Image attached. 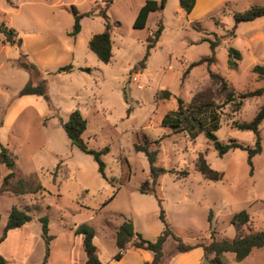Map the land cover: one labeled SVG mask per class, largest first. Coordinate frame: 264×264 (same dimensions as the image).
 I'll return each mask as SVG.
<instances>
[{
    "label": "rangeland",
    "instance_id": "rangeland-1",
    "mask_svg": "<svg viewBox=\"0 0 264 264\" xmlns=\"http://www.w3.org/2000/svg\"><path fill=\"white\" fill-rule=\"evenodd\" d=\"M145 1L115 0L108 8L113 24V56L110 63L104 64L87 49L85 41L86 36L104 29L97 13L103 7L102 0H0V22L22 34L32 29L34 22L53 31L68 45L74 41L65 34L74 22L70 7L79 13H92L79 20L76 48L90 72L76 74L64 83L55 76L45 77L48 111H35L32 107L8 111L17 99L15 89L28 73L17 69L14 62L3 61L0 68V141H7L5 147L14 162L15 178L26 181L31 190L41 186L38 191L21 196L0 195V236L3 218L11 207L25 210L32 218L28 230L12 232L0 243V254L8 263L68 264L69 258L71 264H84L82 244L74 234L80 224H87L96 232L102 256L115 251L107 229L111 232L112 225L124 218L134 222L141 237L152 236L156 230L161 233L163 224L156 198L138 192L149 179L145 154L133 148L142 133L152 140L159 139L156 164L171 171L158 178L155 191L162 200L167 223L173 224L176 232H183L185 227L178 211L180 206L196 227H207L205 216L211 214L216 228L215 234L212 229L211 238L216 240L264 231V120L259 126L261 152L251 158V166L244 150L233 149L218 156L211 142L198 132V125L185 121L186 110L180 116L182 122H176L179 126L173 125L174 118L170 116L162 124V119L176 109L177 99L186 105L196 93L209 88L219 115V126L214 130L217 139L254 146V134L234 128L232 122L251 121L264 95L244 99L237 112L235 105L226 104L225 96L231 91L240 94L264 86L253 72L254 66L264 65V37L252 38L264 33V17L238 24L233 19V12L262 6L264 0H226L193 21L180 10L178 0H166L162 11L149 14L143 29H134L136 10ZM158 20L163 27L159 41L145 68L132 72L144 55L146 37ZM210 42H217L214 61L192 67L184 74L191 63L212 56ZM229 49L238 51L240 58H229ZM231 60L236 67H230ZM210 73L226 80L228 90H223L221 83L211 85ZM66 84L78 88L77 101L62 95L60 89ZM164 92L168 95L164 96ZM7 95L10 97L6 100ZM77 102L79 106L74 105L72 110L78 109L86 120L81 136L86 145L96 151L108 148L101 157L104 176L92 156L70 144L61 127L60 120L66 121L72 112L68 106ZM200 153L211 169L222 174L220 180H207L196 170ZM9 172L0 165V185ZM241 210L250 215L251 221L235 226L230 220ZM43 216L48 219V234L52 236L47 246L39 221ZM240 226L245 231L237 233L236 227ZM169 227L172 230L170 224ZM145 240L152 241L151 237ZM228 257L232 259L233 255ZM245 263L264 264V250H254Z\"/></svg>",
    "mask_w": 264,
    "mask_h": 264
},
{
    "label": "trees",
    "instance_id": "trees-1",
    "mask_svg": "<svg viewBox=\"0 0 264 264\" xmlns=\"http://www.w3.org/2000/svg\"><path fill=\"white\" fill-rule=\"evenodd\" d=\"M115 0H102L103 7L99 8L97 12L104 22V29L101 33L93 34L89 40L87 47L95 54L96 58L104 63L108 64L112 59V43H111V33L113 31V24L110 22L107 15V10L110 5ZM195 0H178L179 8L186 14H188L194 6ZM166 4V0H146L144 4L139 8L135 19L133 21L134 29H143L145 27L147 18L150 13L155 11L163 10ZM70 11L73 15V25L71 31L68 33L69 36L75 37L80 31L79 20L83 16H91L92 13H79L73 6L70 7ZM264 17V5L262 6H251L243 12H233V19L236 24L241 22H251L257 18ZM116 27L119 23L114 24ZM163 27L161 22L158 20L154 30L146 37L145 52L140 61H138L131 69L132 72H137L145 68L146 61L150 55V52L156 46L159 41L160 35L162 33ZM0 35L2 36V43L9 44L12 46L20 47L21 38L18 33L11 27L7 26L4 22L0 23ZM217 42H210V48L212 56L204 57L196 62H193L185 69L184 74H187L190 68L201 65L203 63L210 64L214 61L213 54ZM229 58L238 60L240 58L239 52L233 49H229ZM14 65L21 70L26 71L30 76H38L40 71L38 68L28 59L27 55L20 52L19 57L15 60ZM230 67H236L235 61H229ZM75 70H80L83 72H90L89 68H75L71 63L58 67L55 71L48 72L46 74H61V73H71ZM253 72L257 77L264 81V65H256L253 67ZM211 85L221 83L223 90H228V84L220 75L210 73ZM24 95H37L48 100L47 96V83L46 79L42 78L38 83L34 84L29 80L18 92V96ZM168 93L164 92V96ZM211 92L209 88H206L198 93H196L189 103L184 104L181 99H177V106L174 111H171L162 119V124L168 121L169 116L173 119V125L179 126L177 123H181L182 120L180 116L183 115L184 110L186 113V120L191 121L192 126L198 125V132H202L205 138L211 142L213 148L217 151L218 156H222L229 150L240 149L246 151L248 155V163L251 166V158L261 152L260 145V134L259 126L264 120V101L259 106L254 117L249 122H232L234 128L244 131H251L255 136L254 146L252 148L243 146L242 144L230 141L229 143L220 142L214 134V130L219 126V115L215 110V104L211 100ZM264 95V86L253 91L236 94L234 91L228 92L225 96L226 104L232 103L235 105V111L237 112L242 104V101L246 98L260 97ZM189 118V119H188ZM60 124L64 130L67 138L71 145L77 147L80 151L85 154L92 156L93 160L97 164L98 172L104 176V163L101 157L108 152V148L104 147L101 150H93L89 148L84 140L82 139V134L86 129V120L78 109L73 110L66 121H61ZM159 139L152 140L145 133L139 135L137 142L134 144L133 148L136 152H143L146 156L148 167H149V179L145 180L139 187L138 192L144 195H154L157 200L159 219L163 224V230L158 235V237L153 240H145L138 234L133 227V223L129 219H123L120 225L117 227L114 240L117 252L113 255V259L119 260L127 248L131 246L134 248H142L150 250L153 253L152 261L145 264H160L163 258V246L168 238L173 239L176 244L178 252H186L191 250L195 246H200L203 249V257L200 264H231L224 253L231 252L234 254L236 262L245 259L253 249H259L264 247V231H248L245 233L237 234L233 239H221L216 240L211 238V241L202 244L197 243L195 245L188 244L177 237L169 227L166 221L164 210L161 206V198L156 194V184L158 183V178L166 170L156 164V159L158 155ZM13 159L9 154L7 148L0 144V165H4L10 172L2 179L0 185V194L4 192H10L14 195H24L27 193H34L41 189V186H37L35 189L31 190L28 188L27 182L23 179H16L15 174L12 171ZM196 170L207 180L217 181L222 178V174L211 169L206 162L203 154H198L196 161ZM171 172V171H170ZM14 179L13 182L10 180ZM31 216L23 209L17 207H11L6 223L2 229L0 236V243L5 240L7 232L9 230L19 228L24 224L31 221ZM212 216L211 214L207 217V222L209 225V233L212 235ZM41 223L42 237L46 246L49 244L52 236L48 234V219L46 216L39 218ZM251 221L250 215L245 211L241 210L235 213L230 222L233 225H246ZM74 234L82 237V249L85 254V264H103L97 255V249L92 242L94 237V230L87 224H80L74 229ZM48 254V247L46 248V256ZM46 260V257H45ZM0 264H9L8 261L0 254Z\"/></svg>",
    "mask_w": 264,
    "mask_h": 264
},
{
    "label": "crops",
    "instance_id": "crops-1",
    "mask_svg": "<svg viewBox=\"0 0 264 264\" xmlns=\"http://www.w3.org/2000/svg\"><path fill=\"white\" fill-rule=\"evenodd\" d=\"M224 2H226V0H195L193 8L186 15H188L189 21L199 20L201 17L207 15L213 8L217 7L219 4H223ZM142 5H140L137 8L136 14ZM261 18H263V17H261ZM257 19H259V18H257ZM257 19H255V20H257ZM45 21L48 22L49 20L45 19ZM190 23L193 24L196 22H193V23L190 22ZM32 25L34 27L32 29H30L29 31H27L26 34L25 33L22 34L21 32L19 33L14 29L18 33L19 37L21 36V46L20 47H16V46H12L9 44L2 43V36L0 35V59L3 55V60L0 61V68L3 66L4 62H6L8 64H13V62H15V60L19 57L20 52H23L24 54L27 55L28 59L38 68L40 73H45V75H43L42 77L39 76V78H36V79H34L32 76H30L28 74V76L23 80V82H21L17 86V88L15 89L16 91L19 92V90L29 80H31L34 84H36L42 78L49 77V76H55L56 80L57 79L62 80L61 82L64 83L67 79H69V80L73 79V76H75L76 74L84 73L83 71L75 70L71 73H61V74H56V75L46 74L48 72L55 71L58 67L69 64V63H71L75 68H87L86 64H85L86 62H84L85 61L84 58H82L79 54L76 53V48L78 47L77 39H78V36L80 35V33L78 35H76L75 37H73V40H74L73 44L68 45L67 42H64L63 39H61L59 36H55L53 31H51L50 29H47L46 27L43 28V26L35 25L34 22L32 23ZM10 26H12V24ZM70 30H71V28H70ZM70 30H67V31H70ZM67 31L65 32V34H66V36H69L68 35L69 32H67ZM92 35H90L88 37L86 36V40H85L86 45L88 44V40ZM262 37H264V33L263 34H255L252 38L260 39ZM87 49H88V47H87ZM22 71H24V70H22ZM24 72H26V71H24ZM60 90L63 93V94L62 93L61 94L66 96V98L68 97L73 101H77L75 98V96H77V94H78V92H77L78 88L77 87L72 86V88H71L70 85L68 86L66 84L65 87L61 88ZM47 92H48V86H47ZM16 96H17V99L15 100V102H13L12 106L10 107V109L8 111H22L25 107L35 108V111H48L49 110L48 109V107H49L48 103L41 96H37V95L18 96V93ZM9 97L10 96L7 95L5 97V99L7 100ZM74 105L76 107L79 106V102L73 103L70 106H68V111H73L72 109H73ZM5 121L7 123L6 119H5ZM2 123H0V129L2 127ZM0 143L3 146L7 145V141L5 142V140L0 141ZM4 194H13V193L4 192V193H1L0 195H4ZM16 196H21V195H16ZM182 208L183 207L180 206L178 211L183 216L182 224L185 225V227L182 231L184 233L183 232H176L175 227H173V224L169 223L172 230H173L172 232L177 237H179L182 241H184L185 243H188V244L195 245L197 243L206 244V243L210 242L211 236L209 233V225L208 226L206 225L207 227H205V226L196 227L194 225L193 220L185 213V211L181 212ZM9 211L7 212V216H8ZM205 218L207 221V216H205ZM213 218L214 217L212 216V222H213ZM6 220H7V217H4L3 218L4 225H5ZM31 221H32V219H31ZM31 221H29V222H31ZM29 222L24 224L23 226H21L19 228L9 230L7 232L5 240L8 238V236L12 232H16V231L22 232V230H28L29 229V227H28ZM121 222H122V220L118 223L117 222L114 223L112 225V231L111 232L108 229L106 231L107 236H109L108 238L110 239V242L114 243V245H115L114 234H115L117 227L120 225ZM132 223H133L134 230L137 231L133 221H132ZM211 229H213L214 234H215L216 228L214 226V223H212ZM244 229L245 228L243 226H240L239 228L236 227L237 233L244 232L245 231ZM94 233L95 234H94V237L92 239V242L97 249L98 258L103 264H145V263H149L152 261L153 253L150 250L142 249V248H134L131 246H127V248L125 249V251L123 252V254L119 260L113 259V255L117 252L116 246H115L114 252H112L109 255L102 256L101 253L103 252V248H102V246L99 245V243L96 239V232L95 231H94ZM159 234H160V232L158 230H156L155 234H153L152 236H146L145 235V236H142V238L147 239V238L151 237V239L153 241L156 239V237ZM77 236L79 237V241H80V245H81L82 244V237L79 235H77ZM259 249L264 250V247L259 248ZM259 249H253L245 259H243L239 262L235 261L234 254L231 252L224 253V256L227 258V260L231 264H246L245 263L246 260L251 256V254L254 252V250H259ZM83 254H84V252H83ZM229 254L233 255L232 259L228 257ZM202 257H203L202 247L195 246L189 251L178 252L173 239L168 238L166 240V242L164 243V246H163V258H162L160 264H200ZM70 261L71 260L68 258V261H67L68 264H71ZM84 264H85V254H84Z\"/></svg>",
    "mask_w": 264,
    "mask_h": 264
},
{
    "label": "built area",
    "instance_id": "built-area-1",
    "mask_svg": "<svg viewBox=\"0 0 264 264\" xmlns=\"http://www.w3.org/2000/svg\"><path fill=\"white\" fill-rule=\"evenodd\" d=\"M133 80H135V79H133Z\"/></svg>",
    "mask_w": 264,
    "mask_h": 264
}]
</instances>
